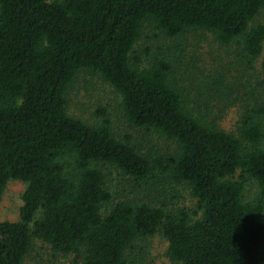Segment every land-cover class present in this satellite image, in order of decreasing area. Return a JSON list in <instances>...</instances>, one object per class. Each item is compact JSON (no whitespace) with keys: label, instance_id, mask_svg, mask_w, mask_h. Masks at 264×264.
Masks as SVG:
<instances>
[{"label":"trees","instance_id":"16d2710c","mask_svg":"<svg viewBox=\"0 0 264 264\" xmlns=\"http://www.w3.org/2000/svg\"><path fill=\"white\" fill-rule=\"evenodd\" d=\"M261 10L264 0H0V198L9 180L26 184L18 220L0 222V264H22L36 242L76 264H142L156 234L170 264H264L260 110H245L234 133L215 127L195 110L226 85L135 49L148 30L203 31L250 69L264 45ZM81 70L118 96L129 127L168 148L139 151L106 119L68 114ZM104 168L134 180L137 197L116 198ZM175 186L192 207L165 201L180 197Z\"/></svg>","mask_w":264,"mask_h":264},{"label":"rangeland","instance_id":"374dc122","mask_svg":"<svg viewBox=\"0 0 264 264\" xmlns=\"http://www.w3.org/2000/svg\"><path fill=\"white\" fill-rule=\"evenodd\" d=\"M254 22H264V10L260 11ZM135 49L144 50L139 53L143 60L148 56H169L168 58L176 62L183 73H191L200 80L212 76L214 80L226 85V88H221L223 95L220 97L216 95L207 104L208 108L195 110L196 113L201 111L202 114L208 110L209 124L228 133H234L238 120L245 110L255 108L260 110L259 122L264 130V72L261 68L264 45L262 54L250 69L236 59L234 48L215 43L211 36L203 31H193L180 37L164 39L156 38L154 32L148 30L143 33ZM188 78L190 76L186 75V79ZM187 103L190 105L189 101ZM67 111L71 116L89 124L106 119L115 137L124 139L128 136L132 144L138 145L139 151L145 152L153 148L165 151L168 148L165 141L158 140L153 134L129 127L122 117L118 96L97 76L84 70L75 74L67 89ZM102 171L107 177L110 191L116 198L132 199L140 193L137 191L139 186L129 177L119 175L112 169L104 168ZM25 187V183L17 180H9L6 183L0 198V222L18 220L19 209L22 206L21 196ZM253 190V187L249 186V193H253ZM173 191H178L180 197L165 200L167 203L187 208L193 206V199L183 187L175 186ZM142 246L146 255L142 264H170L165 255L167 243L159 235L150 237L148 243ZM76 261L78 259L75 256L55 255L45 245L36 242L22 264H76Z\"/></svg>","mask_w":264,"mask_h":264}]
</instances>
